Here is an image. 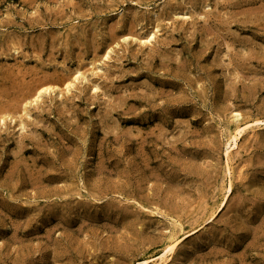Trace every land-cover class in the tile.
Returning a JSON list of instances; mask_svg holds the SVG:
<instances>
[{"label": "rangeland", "instance_id": "1", "mask_svg": "<svg viewBox=\"0 0 264 264\" xmlns=\"http://www.w3.org/2000/svg\"><path fill=\"white\" fill-rule=\"evenodd\" d=\"M149 257L264 264V0H0V264Z\"/></svg>", "mask_w": 264, "mask_h": 264}, {"label": "bare ground", "instance_id": "2", "mask_svg": "<svg viewBox=\"0 0 264 264\" xmlns=\"http://www.w3.org/2000/svg\"><path fill=\"white\" fill-rule=\"evenodd\" d=\"M153 33H151L148 38L146 39V41H151L152 37H153ZM128 37H123V39H126ZM62 86L65 87L66 90L70 89V81H64L62 79ZM42 84V83H41ZM53 90V86L50 85H43L39 88H37V90L35 91V96H34V100L38 99L42 92H49ZM3 119V118H2ZM254 121V120H253ZM252 120H246L241 113L239 112H235L232 116V119L230 120V123L233 127V130H230L229 132V137L230 139H233V141L236 143L237 145V151L236 153L240 152V146L237 144V140H241L245 135L251 134L253 132L256 131L257 125L254 124ZM235 133V134H234ZM231 176L233 178L236 177V171L235 168H230L228 169ZM231 182V181H230ZM216 208L212 207V211L215 212ZM181 224H179V222L176 221H172L171 222V229L169 230V235H168V247H171L172 249L169 251V255L172 254L173 250L178 246V244L180 243V235H178V229L180 227ZM168 250V249H167ZM147 259V258H146ZM159 264L158 261L155 260V258H148L147 260L140 261L137 264Z\"/></svg>", "mask_w": 264, "mask_h": 264}]
</instances>
